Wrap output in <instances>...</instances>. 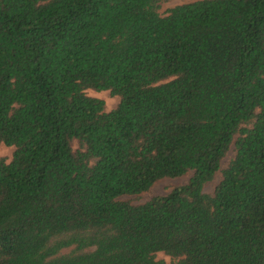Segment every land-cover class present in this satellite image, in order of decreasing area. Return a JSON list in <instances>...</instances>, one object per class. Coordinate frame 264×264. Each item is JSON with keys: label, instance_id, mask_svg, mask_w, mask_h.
I'll use <instances>...</instances> for the list:
<instances>
[{"label": "trees", "instance_id": "obj_1", "mask_svg": "<svg viewBox=\"0 0 264 264\" xmlns=\"http://www.w3.org/2000/svg\"><path fill=\"white\" fill-rule=\"evenodd\" d=\"M159 9L0 0V264H264V0Z\"/></svg>", "mask_w": 264, "mask_h": 264}, {"label": "rangeland", "instance_id": "obj_2", "mask_svg": "<svg viewBox=\"0 0 264 264\" xmlns=\"http://www.w3.org/2000/svg\"><path fill=\"white\" fill-rule=\"evenodd\" d=\"M195 0H160V9L159 13L160 15H164L168 9L183 4L187 2H191ZM86 94L89 97L100 99L104 102L105 105V111L109 112L114 110L118 103L119 98L110 95L108 91L103 92H95L92 90H87ZM79 148L77 142H73V149L77 150ZM14 148L13 147H6L4 145H0V159H5L7 162H9L12 158ZM234 157V147L231 146L230 150L226 154L225 158L222 160L220 168L221 170L224 169L230 160H232ZM191 177V173H188L186 176L175 178V179H162L155 183L153 187L146 193H142L138 196H123L120 198V200H126L129 201L133 205H139L146 201H148L150 198L154 196H160V195H166L168 194L174 186L177 185H184L188 182L189 178ZM221 180V173L218 172L214 182L209 184L207 187L204 188L203 192L207 194H212L214 191L215 186L219 183ZM158 259L163 260L166 264H170V260L167 256L163 254H158Z\"/></svg>", "mask_w": 264, "mask_h": 264}]
</instances>
